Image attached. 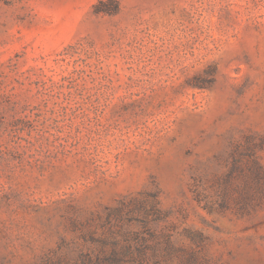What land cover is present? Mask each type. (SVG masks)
Listing matches in <instances>:
<instances>
[{
	"label": "rangeland",
	"instance_id": "rangeland-1",
	"mask_svg": "<svg viewBox=\"0 0 264 264\" xmlns=\"http://www.w3.org/2000/svg\"><path fill=\"white\" fill-rule=\"evenodd\" d=\"M0 264H264V0H0Z\"/></svg>",
	"mask_w": 264,
	"mask_h": 264
}]
</instances>
